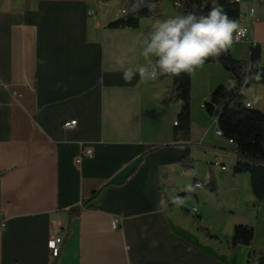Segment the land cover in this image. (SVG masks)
Wrapping results in <instances>:
<instances>
[{"label": "crops", "instance_id": "1", "mask_svg": "<svg viewBox=\"0 0 264 264\" xmlns=\"http://www.w3.org/2000/svg\"><path fill=\"white\" fill-rule=\"evenodd\" d=\"M160 1L161 16L140 28H110L127 0H0V264H258L264 202L251 175L233 171L236 147L216 135L217 118L202 107L228 84V71L205 63L192 75L191 134L179 142L172 78L137 73L127 83L116 63L145 64L143 31L181 15L175 0ZM240 6L249 31L229 51L248 59L251 45L264 42V0ZM245 97L264 112V83ZM86 148L93 154L78 164ZM186 150L191 170L181 165ZM197 217L215 238L197 229ZM240 224L255 237L232 248ZM55 234L63 243L51 260L47 243Z\"/></svg>", "mask_w": 264, "mask_h": 264}, {"label": "trees", "instance_id": "2", "mask_svg": "<svg viewBox=\"0 0 264 264\" xmlns=\"http://www.w3.org/2000/svg\"><path fill=\"white\" fill-rule=\"evenodd\" d=\"M109 2L111 0H99ZM181 7V15L186 13H207L212 7L220 6L230 18L241 20L240 2L233 0H175ZM160 0H127L125 11L117 19L110 21V28H140L143 19L157 18L162 14ZM151 29L143 31L148 34ZM260 44H252L248 59H237L230 51L221 55L219 59H209L206 63H220L229 73V81L235 80L236 86L229 88L228 84L217 87L205 102V109L216 116L218 127L223 130L224 137L232 139L238 157L233 171L247 172L251 175L253 191L259 202H264V112L246 106L245 92L251 85L264 83V64L261 61ZM260 74V79L245 77ZM169 76V75H168ZM173 81L170 100L177 106L174 137L177 141L189 139L191 134V86L192 75L181 74L170 76ZM243 86V92L240 91ZM194 159L190 151L186 150L181 165L185 170L194 167ZM211 189H215V180L211 178ZM197 229L207 238H215V234L195 218ZM255 237L254 228L247 225H237L232 236V248L238 245L250 246ZM252 258L253 256L250 255ZM258 264H264V252L258 257Z\"/></svg>", "mask_w": 264, "mask_h": 264}, {"label": "clouds", "instance_id": "3", "mask_svg": "<svg viewBox=\"0 0 264 264\" xmlns=\"http://www.w3.org/2000/svg\"><path fill=\"white\" fill-rule=\"evenodd\" d=\"M240 23L228 16L220 6L212 7L206 14L186 13L168 17L156 23L151 31L140 37L141 56L145 64L135 69L124 66V60L117 58L116 63L123 69V79L130 83L139 73L141 78L155 80L160 76L194 75L202 69L209 59H219L226 54L241 35ZM259 80L260 74L245 77ZM229 88L236 86V81H229ZM243 86L240 91L243 92ZM258 99V97H257ZM195 190L189 184L185 191ZM171 202L181 207L184 198L173 196ZM161 201V208L164 206Z\"/></svg>", "mask_w": 264, "mask_h": 264}, {"label": "built area", "instance_id": "4", "mask_svg": "<svg viewBox=\"0 0 264 264\" xmlns=\"http://www.w3.org/2000/svg\"><path fill=\"white\" fill-rule=\"evenodd\" d=\"M233 1H237V2H241V0H233ZM125 11V9H123V12ZM93 13V10H88V14H92ZM248 15L252 18H254L256 16V9L255 7H252L250 8L249 12H248ZM244 15L242 14L241 16V20L239 21L240 25H241V35L239 37V39L236 41V42H241L245 39L248 31H249V28L248 26L245 24L244 22ZM253 44H260V49H261V52L262 54H264V42H254ZM12 93V97L13 99L16 101V102H19V99L20 97L22 96V94L17 91V90H12L11 91ZM246 106L248 107H251V103L246 101ZM203 108H205V104L202 105ZM76 124V120H71V121H68V122H65L64 123V127L68 128V127H71V126H74ZM174 124L175 125H178V120L175 119L174 121ZM215 133L216 135L218 136H221V137H224V133H223V130L221 128H219L217 126L216 130H215ZM230 143L234 144L233 140L232 139H227ZM93 154V151L92 149L90 148H86L83 150L81 156H79L76 160V162L78 164L81 163L82 159L84 156H91ZM194 186L196 188H201L203 185L201 182H195L194 183ZM191 209L193 211H196L197 210V207H196V204H193V206L191 207ZM120 223V219L119 218H114L113 219V225L116 227L118 224ZM6 226V222L2 216V214L0 213V227L1 228H5ZM63 243V236L61 234H55L54 236H52L49 240H48V248H49V251H50V258L51 260L52 259H55V258H58L60 253H61V245Z\"/></svg>", "mask_w": 264, "mask_h": 264}]
</instances>
